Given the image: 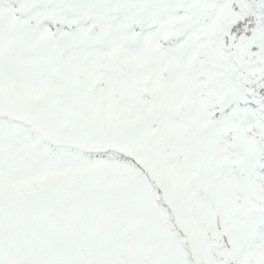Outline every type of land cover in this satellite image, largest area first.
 Returning a JSON list of instances; mask_svg holds the SVG:
<instances>
[{
	"label": "snow or ice",
	"instance_id": "obj_1",
	"mask_svg": "<svg viewBox=\"0 0 264 264\" xmlns=\"http://www.w3.org/2000/svg\"><path fill=\"white\" fill-rule=\"evenodd\" d=\"M0 264H264V0H0Z\"/></svg>",
	"mask_w": 264,
	"mask_h": 264
}]
</instances>
